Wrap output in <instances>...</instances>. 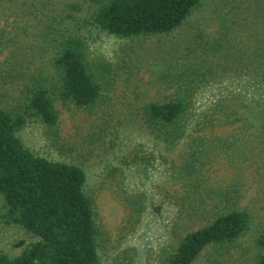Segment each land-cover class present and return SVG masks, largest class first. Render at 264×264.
I'll use <instances>...</instances> for the list:
<instances>
[{"label": "trees", "instance_id": "trees-1", "mask_svg": "<svg viewBox=\"0 0 264 264\" xmlns=\"http://www.w3.org/2000/svg\"><path fill=\"white\" fill-rule=\"evenodd\" d=\"M206 1L0 0V53L7 51L8 65L0 72V224L23 234L15 253L0 251V264H110L86 169L35 151L22 129L33 119L56 132L58 103L93 114L110 101L121 71L96 50L98 35L168 37L188 27ZM234 11L221 13L212 31L190 24L181 57L162 76L168 92L124 112L162 147L158 189L175 188L160 197L132 191L126 215H162L172 198L175 224L185 226L161 264H195L209 249L216 257L207 264H225L222 257L250 229L242 180L264 170V31L253 33ZM5 83L18 89L9 106ZM255 247L250 264H264V233Z\"/></svg>", "mask_w": 264, "mask_h": 264}, {"label": "rangeland", "instance_id": "rangeland-1", "mask_svg": "<svg viewBox=\"0 0 264 264\" xmlns=\"http://www.w3.org/2000/svg\"><path fill=\"white\" fill-rule=\"evenodd\" d=\"M229 9L232 13L237 9L235 18L245 19L246 27L252 32L264 31V0H244V3L241 0H207L205 7L192 16L188 27L168 37L129 40L98 35L96 50L121 71L118 85L110 93V101L93 114L58 103L60 120L56 132L45 129L33 119L22 129L23 139L35 151L79 162L86 169L103 231V249L110 264H161L163 250L177 241L178 235L185 230V226L181 228L175 224L177 212L172 198L167 200L162 215L145 213L139 221L126 215L125 199L132 191L141 190L147 197L151 194L160 197L166 193L172 196L175 188L169 184V191L158 189L165 173L160 159L162 147L139 123L135 124L131 117L126 118L124 112L128 111L127 107L136 110L146 101L168 92L162 76L181 57L183 46L179 41L186 37L190 24L203 23L212 31L218 27L216 19L221 16L225 19L221 13L226 15ZM6 55L7 51L0 53V69L8 67ZM45 63L46 58L40 59L39 65ZM1 93L4 105L16 103L18 89L15 84L5 83ZM252 173L254 175L249 174L242 180L246 185L242 204L252 213L250 229L233 246L229 256L222 257L221 262L225 264H250L256 252V237L264 233V170ZM221 174L233 177L230 172ZM198 224H191L190 229ZM22 238L20 229L0 224V251L15 253L18 250L15 245ZM213 251L207 250L195 264L209 263L208 257L215 260Z\"/></svg>", "mask_w": 264, "mask_h": 264}]
</instances>
